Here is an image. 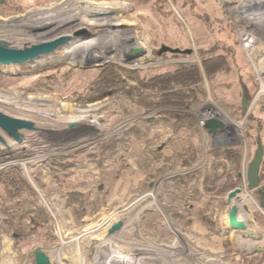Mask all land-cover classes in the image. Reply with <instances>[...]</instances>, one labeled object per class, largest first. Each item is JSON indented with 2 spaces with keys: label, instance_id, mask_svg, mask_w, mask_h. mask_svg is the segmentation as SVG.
<instances>
[{
  "label": "rangeland",
  "instance_id": "374dc122",
  "mask_svg": "<svg viewBox=\"0 0 264 264\" xmlns=\"http://www.w3.org/2000/svg\"><path fill=\"white\" fill-rule=\"evenodd\" d=\"M88 1L113 11L112 20L119 23H108L110 37L73 21L83 12L76 0L33 4L19 13L0 11V40L12 47L72 36L54 52L33 60L26 70L16 64L0 68L10 76L0 82L1 111L34 125L20 130L18 142L0 129L6 141H0V171L18 167L34 190L32 197L9 205L18 224L8 230L1 212L6 203L0 195V264H36L34 254L39 248L52 264H251L244 259L264 252V208L258 188L250 190L247 179L248 164L264 140V93L255 100L264 90V26H254L250 20H264V16L254 15L264 5L196 0L191 3L193 8L186 4L181 10L167 0L168 15L162 16L138 0ZM54 7L56 12L49 16L48 8ZM107 12L101 10V14ZM201 13L218 18L213 20L216 30H208ZM122 24L125 29L118 28ZM82 28L85 32L74 34ZM178 33H185L187 39ZM163 44L193 51H164V56H155V49ZM213 45L218 47L216 52L229 53L233 70L220 75L214 86L205 76V98L183 109L195 115V128L156 127L145 140L123 141L114 153H102L103 145L121 139L139 121L161 111L181 110L147 108L117 92L85 101L83 97L92 94L88 88L98 67L112 63L128 70L162 72L180 63L202 65V55L209 54L207 49ZM139 46L144 54L126 62L125 54ZM54 64L60 65L58 72L55 68L41 70ZM71 67L77 70L67 82L39 84L52 73ZM38 69L41 71L35 72ZM227 83L232 84L231 89ZM243 96L246 107L241 106ZM15 106L21 107L17 110ZM81 115L87 119L79 121ZM228 117L244 120L242 126L225 122ZM212 118L224 122V127L209 133L205 123ZM228 146L242 150L238 169L214 152ZM183 159L193 160L185 166ZM194 172L189 187L180 188L173 180ZM208 175L210 190L206 189ZM230 175L234 187L229 189L226 180ZM236 187L241 192L228 201L229 191ZM259 188L264 191V180ZM74 192L83 195L82 205L71 202ZM233 208L237 215L234 226ZM39 211L48 216L46 222L36 215ZM117 221L123 222L118 230L122 232L110 235L108 229ZM244 227L255 230V240L243 234ZM17 230L23 233L20 239L14 236Z\"/></svg>",
  "mask_w": 264,
  "mask_h": 264
},
{
  "label": "trees",
  "instance_id": "16d2710c",
  "mask_svg": "<svg viewBox=\"0 0 264 264\" xmlns=\"http://www.w3.org/2000/svg\"><path fill=\"white\" fill-rule=\"evenodd\" d=\"M50 1L53 0H6L5 3L0 4V11L1 13H19L23 12L27 6L33 4H42ZM172 1L178 4L181 10L183 6H186V4L191 5V3H196V0ZM138 2L140 5L149 6L151 10L156 13H159L162 16L168 15V11H166L168 6L167 0H138ZM191 8H193L192 5ZM48 9L49 10L47 12L49 16L54 15V13L56 12V7ZM203 14H200L201 21H203V23L208 27V30H216L212 29V27L215 26L213 20H217L218 18H213L211 15H208V17H206L205 15L203 16ZM148 17L150 18V16ZM179 27L180 24L178 28ZM225 27L229 30L228 24H225ZM219 28L223 29V26L220 25ZM178 35H182L184 38H186L185 33H178ZM216 48L218 47L215 45L210 46L207 49L208 51H210V53L202 55V65L197 62L180 63L162 72H153L152 69L128 70L112 63H107L98 67L97 75L91 81V87L89 86L88 88L89 90H92V94L84 96L83 99L85 101L98 100L106 95H110L117 92L125 94L131 99H134L137 102L143 104L147 108L172 107L181 110L161 111L158 115L150 119L139 121L138 124H135L131 128V130L128 131L127 135H125L121 139L111 140L110 142L103 145L102 153L104 155L107 153H114L117 150L118 146H120V143H122L123 141H142L143 139L145 140L148 137L149 132L156 127L168 126L174 131L179 129V127L181 126L195 128V115L184 111L183 109H187L191 107L194 103H198L205 98L207 93L206 88L204 86L205 76L213 85V83H215V80L220 75L231 73L233 70L229 53L216 52ZM159 51V49H155L154 55L157 57L165 55L164 53L160 54ZM83 59L86 60L91 58H87L86 56H84ZM115 59L121 61L123 60L121 58ZM91 60L95 61L96 59L92 58ZM32 62L33 61H28L26 63L16 65L19 66L21 69L26 70ZM59 66L60 65L58 64H54L51 67H43L41 70L46 71L48 69L55 68L56 72H58ZM1 67H4V65L0 64V68ZM41 70L38 69L35 72H40ZM76 70L77 69L71 67L65 69L60 74L52 73V75L47 78V81H40L39 84H46L52 81L65 83L71 78V76L76 72ZM9 77L10 76L8 74L4 73L0 69V82L5 81ZM225 85L230 86L229 88L231 89V83H227ZM231 92L233 91L231 90ZM229 94L231 95V93ZM232 102L230 101V108L235 111L236 109L232 105ZM241 106L243 107V102L241 103ZM260 147L263 152L262 161L259 167V177L261 182L262 180H264V140L262 141ZM191 151V157L194 158V148H192ZM214 152L216 153V155H224L228 160L235 163L236 169L239 168L242 157V150L239 147L228 146L221 149H216L214 150ZM190 160L183 159L182 164L185 166L190 165ZM210 176L211 175H208V178L206 177V189L208 190H210L209 187L207 188ZM194 177H196L195 172L190 173L188 177H178L173 180L176 185H178L180 188H186L190 186V182ZM214 186L216 185L214 184ZM226 186H228L229 189L234 187V181L232 180L231 175L230 178L226 180ZM256 193L258 195L261 206L264 208V191L258 188L256 190ZM33 194V188L31 187L29 181L22 175L21 171H19L18 167L10 166L0 171V195L6 203V207L1 209L2 221L3 226L7 230L10 228H14L13 226H15V224L17 223L16 219L14 218V211L9 208V205L25 201L29 197H32ZM82 196L83 195L80 193H71V202H79V205H82L84 203V200L80 199ZM205 212L206 209L201 210V213L203 215H205ZM36 215L38 217H41L44 222L48 220V216L42 211L37 212ZM32 220H35V218H32ZM205 222H207L206 224L211 226V223L209 221ZM17 231L18 235L14 234V236H17L16 239H20L23 236V233L20 232L21 229L20 231ZM244 260L247 263L249 262L251 264H260L264 261V252L260 253L255 257H250L249 259L245 258Z\"/></svg>",
  "mask_w": 264,
  "mask_h": 264
},
{
  "label": "water",
  "instance_id": "95a60500",
  "mask_svg": "<svg viewBox=\"0 0 264 264\" xmlns=\"http://www.w3.org/2000/svg\"><path fill=\"white\" fill-rule=\"evenodd\" d=\"M6 0H0L1 3H5ZM82 32H85V29L82 28L80 30L75 31V35H78ZM72 38L71 35H60L56 38L51 40L44 41L42 43L26 45L22 48H15L10 46V44L6 40H0V64L1 65H14V64H23L28 61H33L36 58L54 52L58 47L66 44ZM164 51H170L173 53H191L193 51L192 48L180 49L170 47L168 45H162L160 48L159 53H163ZM145 50L142 47H133L125 54L126 62L132 61L133 58L140 54H144ZM104 64V63H102ZM101 64V65H102ZM100 65V64H99ZM243 106L246 107L247 103L245 102V97L243 96L242 99ZM34 125L29 120L19 117L10 116L2 111H0V129L7 133L9 137L13 138L14 140L21 141V134L20 130L22 128L32 129ZM205 126L208 128L209 133H213L217 128L224 127V122L212 118L209 119ZM0 141L5 143V138L0 134ZM263 152L261 147L259 146L256 155L248 164V188L250 190H255L260 187V177H259V167L262 161ZM240 187H236L229 191L228 193V201H230L233 197H235L239 192H241ZM236 208V207H235ZM235 208H233L231 217L232 223L235 222L237 218ZM123 225L122 221H117L111 225L108 229V233H114L121 229ZM241 225V224H240ZM239 225V227H240ZM234 226V225H232ZM257 249H255V252ZM35 262L36 264H52L49 255L41 248L35 251Z\"/></svg>",
  "mask_w": 264,
  "mask_h": 264
},
{
  "label": "bare ground",
  "instance_id": "6f19581e",
  "mask_svg": "<svg viewBox=\"0 0 264 264\" xmlns=\"http://www.w3.org/2000/svg\"><path fill=\"white\" fill-rule=\"evenodd\" d=\"M77 2H78V5H79V7L83 10V12L81 13V14H79V16H76L75 17V19L73 20V21H81L80 23H81V25L82 26H84V28L85 27H87V28H85V29H93L94 31H102L103 32V34H105V36L106 37H110V32H108L110 29H111V27H108V23H111V25L112 24H116V23H119V22H114V20H112L113 18H112V10H110L107 6H105V7H100V8H98V7H95V6H93L92 5V3L90 2V1H88V0H76ZM244 2L243 3H245V4H247L248 6H257V5H264V0H243ZM250 4H249V3ZM243 6V5H242ZM102 9H105V10H108V12H107V14H101V10ZM114 10V9H113ZM116 11V10H115ZM264 13V7H260V8H257V9H255V14L254 15H256L257 17H262V16H264V14H262V13ZM256 13H259V14H256ZM114 14V13H113ZM249 14V13H248ZM90 15H97V17L96 18H93L92 19V17L90 18L89 16ZM88 16V19L86 18V17ZM115 19V18H114ZM73 21H71V22H73ZM70 23V22H69ZM250 23H252V25H254V26H256V25H259V24H261L262 23V26H264V20H262V21H253V20H250ZM125 25L126 24H122V25H120V26H118V28H123V29H125ZM127 27H129V26H127ZM258 27H261V26H258ZM60 29V28H59ZM58 30V29H57ZM70 35V34H69ZM114 35H117V36H121L120 34H117V33H114L113 34V36ZM115 38V37H114ZM261 88H264V85L261 83ZM260 88V89H261ZM264 93V90L262 89L259 93H258V95H257V97H256V99L255 100H257V99H259L260 97H261V95ZM0 101L2 102L3 101V99H0ZM36 102V101H35ZM256 103V102H255ZM43 104V103H42ZM42 104H38V106L39 107H41V105ZM215 106V105H214ZM217 106V105H216ZM17 107V108H16ZM21 106H15V108L17 109V110H19V108H20ZM6 108V107H5ZM24 109H22L23 111H27L26 110V108L27 107H23ZM8 109V108H7ZM39 110H40V108H38ZM22 110H20V111H22ZM32 110H33V108H32ZM35 110V109H34ZM251 109H249V111H250ZM0 111H1V109H0ZM4 111V110H3ZM9 114V113H8ZM28 114H30V113H28ZM79 121H80V119L81 120H85V119H87V117L86 116H84V115H81L80 117L78 116V118H77ZM60 120V119H59ZM70 121V120H69ZM73 121H76V118L73 120ZM243 121L244 120H242V121H235V120H233V119H231L230 117H228V118H226V120H225V122H227V123H230L233 127H238V128H240L241 126H242V124H243ZM46 122H48V119H46ZM62 122V121H61ZM36 128V127H35ZM0 133H1V131H0ZM30 135V134H29ZM31 138V137H30ZM39 148V147H38ZM39 152V151H38ZM37 152V153H38ZM33 154H36V153H33ZM38 158V157H37ZM36 158V159H37ZM41 157H40V155H39V159H40ZM248 194V193H247ZM155 204V203H154ZM245 228V231L246 232H242L243 234H245L246 235V237H251V238H254V234H255V230L254 229H252V228H250V227H244ZM243 228V229H244ZM120 232H122V230L121 231H117V232H115V233H113V234H110V235H116V234H118V233H120ZM118 237V236H117ZM125 237V236H124ZM107 238H110V236H107ZM254 240H255V238H254ZM165 252H168V250L167 251H165ZM171 252V251H170Z\"/></svg>",
  "mask_w": 264,
  "mask_h": 264
}]
</instances>
